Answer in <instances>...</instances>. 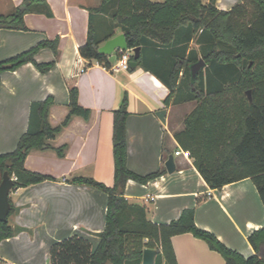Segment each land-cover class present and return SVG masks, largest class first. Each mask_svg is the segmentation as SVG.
<instances>
[{
    "label": "crops",
    "instance_id": "crops-1",
    "mask_svg": "<svg viewBox=\"0 0 264 264\" xmlns=\"http://www.w3.org/2000/svg\"><path fill=\"white\" fill-rule=\"evenodd\" d=\"M241 1L216 0V5L229 10ZM23 2L0 0V15L14 13ZM47 2L52 16L27 12L26 29L0 27V61L40 41H58L57 53L44 47L35 55L38 62H55L50 71L42 72L28 62L3 72L0 154L16 149L28 129L33 101L54 98L50 122L57 126L69 112L70 88L76 86L79 104L91 113L89 119L74 115L56 138L48 140L53 148L29 153L26 167L52 179L11 191L15 211L8 221L16 233L0 241V264H52V246L74 236L87 240L92 251L97 247L98 234L106 226L108 193L74 178L92 177L109 187L114 185V110L125 95L129 168L142 175L165 171L146 184L130 179L126 197L145 204L149 218L158 224L177 220L184 209L195 208L199 227L244 256L253 255L255 250L248 237L264 227V203L253 180L244 178L222 188H211L191 156L187 159L182 153L175 154L183 149L175 133L184 129V118L197 102L166 106L170 89L139 63L134 69L111 70L81 55L80 47L88 40L90 9L102 0ZM120 33L123 32L117 29L116 35ZM147 59L152 62L151 57ZM59 147L64 149L62 156L55 150ZM171 154L176 163L174 173H169L165 165ZM172 245L178 264H227L218 251L191 232L174 235Z\"/></svg>",
    "mask_w": 264,
    "mask_h": 264
},
{
    "label": "trees",
    "instance_id": "trees-1",
    "mask_svg": "<svg viewBox=\"0 0 264 264\" xmlns=\"http://www.w3.org/2000/svg\"><path fill=\"white\" fill-rule=\"evenodd\" d=\"M32 11L53 15L47 0H24L14 13L0 15V27L26 29L24 15ZM117 29L126 35L130 49L141 47L139 65L170 89L164 101L166 106L197 102L184 118V129L176 132L175 138L190 152L195 167L210 187L222 188L251 178L264 203V0H242L229 10L219 9L216 0H102L99 6L90 9L88 40L80 47L81 55L111 68L108 56L98 48L115 36ZM44 47L57 53L58 41H40L31 49L0 61V83L3 72L16 70L28 62L42 72L50 71L54 61L35 59ZM200 58L206 66L193 77L191 66ZM205 71L207 89L203 87ZM229 77L233 80L226 83ZM249 89L252 101L246 94ZM54 102L52 96L32 102L28 129L16 149L0 154V183L6 171L17 176L13 189L52 179L26 167L29 153L53 148L48 140L56 138L74 115L89 119L91 113L79 104V91L74 86L70 88L68 114L61 124L53 126L50 109ZM128 116L125 95L114 110V185L109 187L92 177L74 178L108 193L106 226L98 234L97 247L92 251L87 240L70 237L52 246L51 263L142 264L144 249L151 247L158 249L155 264H178L172 237L191 232L218 251L227 264H264V227L249 235L255 253L246 257L211 231L199 227L195 208L184 209L177 220L158 224L149 218L145 204L126 197L130 179L146 184L165 172L142 175L129 168ZM55 150L60 156L64 154L63 147ZM14 211L11 203L9 215ZM15 233L8 220L0 221V241Z\"/></svg>",
    "mask_w": 264,
    "mask_h": 264
},
{
    "label": "water",
    "instance_id": "water-1",
    "mask_svg": "<svg viewBox=\"0 0 264 264\" xmlns=\"http://www.w3.org/2000/svg\"><path fill=\"white\" fill-rule=\"evenodd\" d=\"M24 9V7H22ZM129 49L126 35L120 33L106 40L102 45L99 46L98 50L100 53L108 56L109 61L113 64L118 56V53L122 50ZM134 59L130 61V67L136 68L138 66V58L140 57L141 47L133 49ZM206 62L203 58H200L198 62L191 66L192 76L196 77L198 73L204 69ZM250 101H252V90L249 89L246 92ZM166 168L169 173L176 171V163L174 154H171L167 159ZM15 186V181L8 171L4 173L3 180L0 183V221H7L11 210L10 193ZM158 255V249L146 247L143 251V264H155L156 257Z\"/></svg>",
    "mask_w": 264,
    "mask_h": 264
},
{
    "label": "built area",
    "instance_id": "built-area-1",
    "mask_svg": "<svg viewBox=\"0 0 264 264\" xmlns=\"http://www.w3.org/2000/svg\"><path fill=\"white\" fill-rule=\"evenodd\" d=\"M134 55L133 49L122 50L119 52L116 61L112 64L111 70L129 69L131 57ZM182 153L187 159L190 158V152L184 149H178L175 154L179 155ZM13 180H17V176H12Z\"/></svg>",
    "mask_w": 264,
    "mask_h": 264
},
{
    "label": "rangeland",
    "instance_id": "rangeland-1",
    "mask_svg": "<svg viewBox=\"0 0 264 264\" xmlns=\"http://www.w3.org/2000/svg\"><path fill=\"white\" fill-rule=\"evenodd\" d=\"M192 45L195 46L194 43H193ZM206 74H207V73H206V71H205L204 74H203V79H204V86H203V87H204V89H207V86H206ZM200 77H201V76H200ZM232 80H233V79H232L231 77H229V78H228V81H227L226 83H229V82H231ZM192 159H193V158H192Z\"/></svg>",
    "mask_w": 264,
    "mask_h": 264
}]
</instances>
